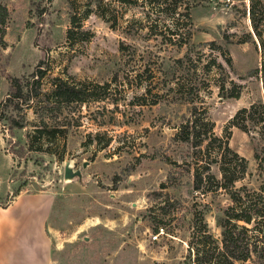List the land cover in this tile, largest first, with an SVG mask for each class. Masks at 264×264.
Segmentation results:
<instances>
[{"label": "rangeland", "instance_id": "1", "mask_svg": "<svg viewBox=\"0 0 264 264\" xmlns=\"http://www.w3.org/2000/svg\"><path fill=\"white\" fill-rule=\"evenodd\" d=\"M178 10L190 37L176 47L140 3L0 0V206L49 195L51 264H192L193 211L216 234L228 203L193 189L205 151L178 135L193 111L247 159L241 183L260 185L253 153L264 141L230 120L264 99V0H180ZM55 77L86 100L54 102ZM208 172L220 176L215 163Z\"/></svg>", "mask_w": 264, "mask_h": 264}, {"label": "trees", "instance_id": "2", "mask_svg": "<svg viewBox=\"0 0 264 264\" xmlns=\"http://www.w3.org/2000/svg\"><path fill=\"white\" fill-rule=\"evenodd\" d=\"M119 1L148 6L155 14L154 25L151 27L161 25L167 29L170 33L169 42L174 46H182L189 40V31L183 35L179 34L182 26L181 16L184 15L178 10L180 0ZM252 12V20H254V11ZM159 15L163 16V21L159 20ZM258 27L259 25L254 23L256 30ZM256 32L259 35L258 30ZM73 34L74 29L69 28L67 38H72ZM262 44L264 48V40ZM227 63L230 64L229 58ZM261 68L264 73V58ZM34 74L38 78L35 81L39 84L45 76V71L37 66ZM54 81L51 91L55 97L54 102L86 100V91L82 86L78 87L75 83L59 77H55ZM11 84L16 85L17 79H13ZM219 88L223 90L224 84L221 83ZM94 92L92 95L95 94L93 95L95 98H100L99 93ZM230 92V96H239L238 89H232ZM230 124L245 132L254 129L261 141H264V99L239 108L231 118ZM210 127L205 115L193 111L191 117L181 124L179 128L181 135L177 134L181 141L190 142L192 146L199 147L200 151L202 149L205 151L207 163H202V168L207 173L198 169L195 171L193 189L202 194L221 191L227 195L228 203L217 209L218 233L216 234L210 230L204 213L201 210L193 211L186 258L192 264H264V144L257 146L253 153L258 175L262 177L260 185L257 188L248 187L241 183L248 175L247 159L228 145L227 138L214 135ZM59 130L63 132L62 128ZM212 163L217 165L219 178L208 172Z\"/></svg>", "mask_w": 264, "mask_h": 264}, {"label": "crops", "instance_id": "3", "mask_svg": "<svg viewBox=\"0 0 264 264\" xmlns=\"http://www.w3.org/2000/svg\"><path fill=\"white\" fill-rule=\"evenodd\" d=\"M51 206L42 192L20 193L0 206V264H51L52 240L46 232Z\"/></svg>", "mask_w": 264, "mask_h": 264}, {"label": "water", "instance_id": "4", "mask_svg": "<svg viewBox=\"0 0 264 264\" xmlns=\"http://www.w3.org/2000/svg\"><path fill=\"white\" fill-rule=\"evenodd\" d=\"M65 175L67 177L72 176V173L70 172V168L69 167H66V169H65Z\"/></svg>", "mask_w": 264, "mask_h": 264}]
</instances>
